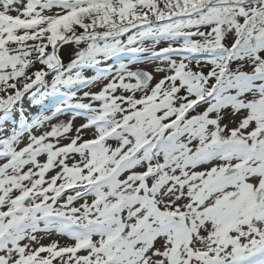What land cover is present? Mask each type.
Masks as SVG:
<instances>
[{"label": "snow or ice", "instance_id": "1", "mask_svg": "<svg viewBox=\"0 0 264 264\" xmlns=\"http://www.w3.org/2000/svg\"><path fill=\"white\" fill-rule=\"evenodd\" d=\"M161 38L89 119L0 137V264H264V0H0V117Z\"/></svg>", "mask_w": 264, "mask_h": 264}, {"label": "rangeland", "instance_id": "2", "mask_svg": "<svg viewBox=\"0 0 264 264\" xmlns=\"http://www.w3.org/2000/svg\"><path fill=\"white\" fill-rule=\"evenodd\" d=\"M170 43V40L167 38H161L158 42L154 43L152 40H145L143 43H137L134 44L128 48L120 49L118 51H115L116 57H119L123 54L129 55L130 58L120 60L118 63H113V57L112 53L103 54L101 56H98L96 59L86 63L79 65L72 69L71 75H73V80L69 84H56L53 81V75L50 74L47 77V80L50 82L49 85L44 86L46 88H49L50 91L54 92H61V87H67V86H78L76 88L75 93L77 96V100L74 103L65 104V103H57L55 101H47L48 103L46 105H39V109H36L33 114L29 116L27 112H31L32 108V100L29 98V96H26V99L23 100L16 111L19 118L22 119V130L25 128H31L33 123L38 120H42L45 117L52 116L54 118L59 119L61 123H64L69 118L75 117V123L79 124L81 120H87L91 117L92 113L84 108H80L77 106L78 103H85L88 104L90 102V97H85L83 94L85 92L95 90V88H98L101 86L102 79L105 76H110L114 73L115 70L120 68L121 66L130 68L133 71L136 70H143L144 72H151L154 70V67L161 61L162 57L161 55H158V51L160 49H163L167 47ZM85 47V43H76L74 41L67 42L58 49L59 54L63 57L64 63L67 65L70 61H72L77 54V52ZM143 49V50H141ZM113 53V54H114ZM132 55H136L132 56ZM123 57V56H122ZM92 64H98L102 65L103 68L99 70V74L93 76L95 73L93 69H84L85 67L93 68ZM79 73V75H75L76 73ZM69 75V74H66ZM90 77L88 80L89 83L85 82L87 78ZM91 81V82H90ZM44 89V88H43ZM43 89H40L38 96L41 94L47 93V91H44ZM38 91V89H37ZM32 96V95H31ZM37 96V99H38ZM23 112V114L21 113ZM25 114V115H24ZM1 118V117H0ZM20 134V133H19ZM18 134V135H19ZM44 244H47L49 241L45 238L41 241Z\"/></svg>", "mask_w": 264, "mask_h": 264}, {"label": "trees", "instance_id": "3", "mask_svg": "<svg viewBox=\"0 0 264 264\" xmlns=\"http://www.w3.org/2000/svg\"><path fill=\"white\" fill-rule=\"evenodd\" d=\"M112 52V55L113 57H111L113 60V63H118L120 60H123V59H126V56H127V59L130 58L129 55H126V54H123L119 57H116V53ZM123 56V57H122ZM132 56H135L137 57L136 55H132ZM93 69L94 72L92 73H95L93 76L95 75H98L100 72L99 70L102 67V65H98L96 64L93 68H89V67H85L84 69ZM86 69V70H87ZM90 79V77L87 78V80L85 82H88V80ZM89 83V82H88ZM44 88V89H43ZM76 88H78V86H67V87H61V92L58 93L57 91L54 92V91H50L49 88H46V87H39L38 88V91L36 90V92L34 93V95H30L29 98H31L30 100H32L31 102H33L31 105H32V108H31V112H27V114H30L32 115L33 112L36 111V109H39V105H46L49 101H55L57 103H62L64 102L65 104H70V103H74L76 102L77 100V96L75 93V90ZM40 89H43L44 91H47V93L45 94H41L40 96H38L39 94V91ZM37 96H38V99H37ZM69 96V98H68ZM68 98V99H67ZM26 97L23 99L25 100ZM23 113V112H21ZM25 115V114H24ZM0 137L2 136H10L12 137L13 139L15 138V136H13V133H15L16 135H18L22 129V119L19 118V116L17 115L16 112L13 113L12 116H10L8 119L4 120L2 117L0 118ZM4 141L3 140H0V143H3Z\"/></svg>", "mask_w": 264, "mask_h": 264}, {"label": "water", "instance_id": "4", "mask_svg": "<svg viewBox=\"0 0 264 264\" xmlns=\"http://www.w3.org/2000/svg\"><path fill=\"white\" fill-rule=\"evenodd\" d=\"M136 71L144 72L143 70H136Z\"/></svg>", "mask_w": 264, "mask_h": 264}]
</instances>
